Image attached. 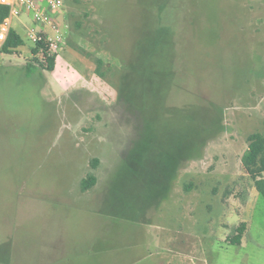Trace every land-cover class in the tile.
Returning <instances> with one entry per match:
<instances>
[{"label": "rangeland", "instance_id": "obj_1", "mask_svg": "<svg viewBox=\"0 0 264 264\" xmlns=\"http://www.w3.org/2000/svg\"><path fill=\"white\" fill-rule=\"evenodd\" d=\"M65 2L54 70L17 21L25 44L0 53V264H264V199L242 163L249 134L264 132V0ZM160 21L175 32L167 102L179 106L152 108L149 124L179 128L191 103L193 151L207 139L156 206L122 177L135 118L118 94L140 30Z\"/></svg>", "mask_w": 264, "mask_h": 264}, {"label": "trees", "instance_id": "obj_2", "mask_svg": "<svg viewBox=\"0 0 264 264\" xmlns=\"http://www.w3.org/2000/svg\"><path fill=\"white\" fill-rule=\"evenodd\" d=\"M8 13L9 8L0 5V22ZM139 33L134 53L124 65L118 94L119 103L135 118L133 134L122 154L121 166L125 170L122 177L125 178L128 185L144 188L148 199H156L152 201L157 206L160 199L167 195L171 181L175 178L182 163L199 153L206 144L207 138L203 140L198 152L193 151L194 133L191 132L189 126L195 117L188 110L191 103L181 105V127L169 128L167 131L163 127L152 128L151 123L149 124L148 117L153 118L154 116L151 112L152 108H157L159 104H162L163 108L169 112L179 106L169 105L167 102L171 90L174 89V80L177 76V66L175 67L177 42L172 27L161 21L149 32L143 28ZM25 42L21 33L17 29H12L3 45L2 53L10 54ZM30 53L33 60L42 68L55 69L58 58L56 55L47 56L45 51L42 52L38 45L33 44ZM38 69L39 67L32 62L26 65L28 75ZM213 102L206 100V103L197 105ZM242 163L264 199V132L249 134L248 148L242 157ZM96 183L97 176L94 173H89L82 179L81 189L86 191ZM120 217L131 220H147L131 217L128 214ZM246 228V221L240 222L235 234L230 238L231 244L242 243Z\"/></svg>", "mask_w": 264, "mask_h": 264}, {"label": "built area", "instance_id": "obj_3", "mask_svg": "<svg viewBox=\"0 0 264 264\" xmlns=\"http://www.w3.org/2000/svg\"><path fill=\"white\" fill-rule=\"evenodd\" d=\"M0 5L9 8L0 22V53L10 31L17 29V21L25 27L31 44L38 45L47 56L58 57L67 43L69 30L65 0H0Z\"/></svg>", "mask_w": 264, "mask_h": 264}, {"label": "crops", "instance_id": "obj_4", "mask_svg": "<svg viewBox=\"0 0 264 264\" xmlns=\"http://www.w3.org/2000/svg\"><path fill=\"white\" fill-rule=\"evenodd\" d=\"M18 30V29H17Z\"/></svg>", "mask_w": 264, "mask_h": 264}]
</instances>
